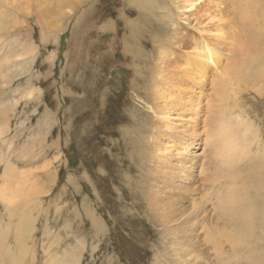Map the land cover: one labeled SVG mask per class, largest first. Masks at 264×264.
<instances>
[{
    "label": "rangeland",
    "instance_id": "374dc122",
    "mask_svg": "<svg viewBox=\"0 0 264 264\" xmlns=\"http://www.w3.org/2000/svg\"><path fill=\"white\" fill-rule=\"evenodd\" d=\"M191 1L192 8L182 0H0V264H176L172 249L165 247L170 239L153 226L141 197H125L139 179L134 166L125 171L116 144L120 138L130 143L142 138L135 132L138 126L150 127L145 131L149 140L154 118L141 100L148 98L153 106L148 88L159 81L160 58L169 70L185 66L196 73L194 51L206 43L215 58L205 72L203 93L209 95L216 80L233 88L223 111L241 123L252 151L242 159L237 180L250 199L260 189L264 192V169L248 168L264 161V97L241 20L246 7L242 0ZM205 14L216 17L207 23L200 18ZM260 23L250 19L251 27L260 28ZM133 28L143 31V61L128 68L122 53L132 45ZM176 32L179 43L174 42ZM260 34L264 42V28ZM142 70L150 72L144 73L148 78L131 86ZM238 72L240 80L235 78ZM182 80V88L197 91L188 79ZM100 88L107 101L103 109ZM125 99V115L132 116L126 124L121 121ZM122 126L129 129L127 136L116 132ZM198 127L193 129L199 136L195 143L203 141L202 125ZM185 128L179 131L186 134ZM182 141L192 143L185 136ZM161 146L168 148L165 153H176L179 142ZM196 150L199 155L202 149ZM8 166L20 175L32 172L28 180L33 184L18 187L17 178L3 174ZM193 180L197 186L196 174ZM23 217L30 221L27 227L21 226ZM259 246L263 249L264 241ZM203 248L195 253L201 254L197 262L215 263L211 251Z\"/></svg>",
    "mask_w": 264,
    "mask_h": 264
},
{
    "label": "bare ground",
    "instance_id": "6f19581e",
    "mask_svg": "<svg viewBox=\"0 0 264 264\" xmlns=\"http://www.w3.org/2000/svg\"><path fill=\"white\" fill-rule=\"evenodd\" d=\"M182 2L186 8H192L195 3L191 0H182ZM242 2L243 7H246L243 9L244 16L241 20L248 31L247 46L255 54L257 63L253 67V72H256L254 77L262 83L260 93L264 97V42L260 40V37L262 39L260 31L264 28L261 22L264 10L260 7V0H251V2L242 0ZM257 2L258 9L251 15ZM214 16L205 14L200 18L208 23L214 20ZM252 17L261 22L260 25L263 28L251 27ZM138 26L141 28L140 25ZM133 29L129 30L132 33V45L127 44L125 52L122 53V59L128 63V68H133L134 63L138 67L139 62L143 61L139 46L143 31L138 28ZM184 35L187 36V34ZM175 37V43L181 42L179 32H176ZM172 48L173 46L171 51ZM163 51L167 54L171 52L166 49ZM194 53L198 69L196 73L185 66L180 69L171 67L169 70L165 65L166 61L159 57L162 60L161 70L158 68L156 70L159 81L153 88H148V92H152L150 96L152 95L153 106L149 104V101L147 103L148 98L139 99L147 105L146 107L151 111V117L154 118L153 131L148 132L149 140L145 131L150 127L138 126L135 132L140 131L143 134L142 138H135L131 140V143L130 140L120 138L116 144L120 146L119 153L122 158L119 160L126 164L125 171H133L134 166L137 168L134 171H137L139 179L138 181L135 179L124 194L130 200H138L141 197L144 204L142 209L153 226L156 225L159 228L165 240L170 239L165 247L172 249L173 261L176 264H199L197 261L201 254L195 255V253L198 254L197 249L203 247L206 251H211V256L215 260L213 264H264V247L259 248V243L264 241V236L261 235L260 238L256 236L257 232L264 234V192L260 189L258 194H254L256 199H250L247 197V188L244 183L237 180L242 169L240 166L242 159L249 158L252 151L241 130V123L223 111L227 97L234 90L224 88L223 83L216 80L214 86L210 88L211 93L205 95L202 88L208 79L205 72L210 67V63L214 62L215 52L206 43L203 44L202 49H195ZM134 71L137 74L139 69ZM192 72L193 75H191ZM144 73L149 75L150 72L142 70L140 74L143 75L132 82L129 81L130 85L133 86L134 82L143 84L148 78L144 76ZM154 73V71L151 72L152 75ZM242 77L240 72L235 74L237 80ZM183 78L188 79V84L192 87L195 86L197 90L195 93L190 92L191 89L182 88ZM104 91V88L98 89L99 104L102 109L107 103L106 98H103ZM133 94L136 95L137 92ZM127 104L128 100L125 99L122 102L124 117L121 119L125 124L132 122V116L125 115ZM180 111L191 112L192 116L186 117L183 113L179 115ZM199 123L202 125L199 135L203 141L199 139L198 143H195L196 137H199L197 135L200 129ZM149 124L151 125V121ZM134 125H136L135 122ZM180 127H186L185 129L189 130L185 134L179 131ZM194 128H197V132L193 131ZM128 130L125 126H122V130L119 127L116 128V132L122 137L127 136ZM156 130H162V133ZM184 136L192 143L183 142ZM164 141L179 142V149L176 148L178 151L173 153L174 149H172L165 153L164 151L168 148L161 146ZM165 145L171 146L169 143ZM199 148L202 150L197 155L196 149ZM148 149L149 157H147ZM248 168L252 171L264 169V161L251 162ZM119 170H121L120 165ZM31 173L26 172L20 175L18 172H12L9 166L3 172L7 178H17L15 180L21 182V185H17L18 187L27 183L33 184L28 180ZM194 174L198 176L197 186L196 180H193ZM8 181L12 182L9 179ZM262 188L264 189V186ZM31 193L33 195L37 193L36 189H32ZM29 222L28 218L23 217L21 226L27 227ZM209 257L208 255L207 258Z\"/></svg>",
    "mask_w": 264,
    "mask_h": 264
}]
</instances>
